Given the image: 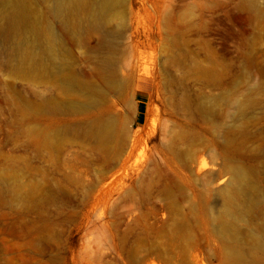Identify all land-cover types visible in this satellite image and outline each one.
<instances>
[{"label": "rangeland", "instance_id": "obj_1", "mask_svg": "<svg viewBox=\"0 0 264 264\" xmlns=\"http://www.w3.org/2000/svg\"><path fill=\"white\" fill-rule=\"evenodd\" d=\"M240 2L125 0L120 65L138 43L141 71L122 101L104 99L115 139L129 136L111 162L86 143L44 144L43 122L24 106H38L44 87L0 71V264H231L217 230L230 167L254 170L264 186V25ZM169 12L167 45L153 38ZM202 143L190 164L183 152ZM183 224L189 245L172 248Z\"/></svg>", "mask_w": 264, "mask_h": 264}, {"label": "bare ground", "instance_id": "obj_2", "mask_svg": "<svg viewBox=\"0 0 264 264\" xmlns=\"http://www.w3.org/2000/svg\"><path fill=\"white\" fill-rule=\"evenodd\" d=\"M39 5L44 10H38ZM124 7L125 0H0V56L5 54L0 71L12 69L16 78L44 87L38 106L30 100L24 106L43 122L39 139L50 148L86 143L105 163L113 161L128 141L127 133L115 139V121L105 118L114 109L104 100L113 95L122 101L126 87L141 71L138 43L130 47L131 59L126 66L120 65L125 51L117 41L125 35ZM239 8L247 12L251 23L264 25V9L258 0H241ZM167 17L165 35L153 39L170 45L172 13ZM92 41L96 42L94 47H90ZM77 49H86L84 58L76 56ZM92 53L102 57L95 62ZM79 61L85 63L84 68ZM96 79L103 84L100 91ZM91 108L95 113L87 114ZM204 111L208 114L209 108ZM205 147L204 143L190 144L183 156L190 164L196 163ZM206 168L204 163L199 171ZM229 174L221 189L223 214L217 226L224 249L231 264H264V186H258L254 170L242 165L230 167ZM30 196L33 198V193ZM192 234L193 229L183 224L171 247L185 249Z\"/></svg>", "mask_w": 264, "mask_h": 264}]
</instances>
